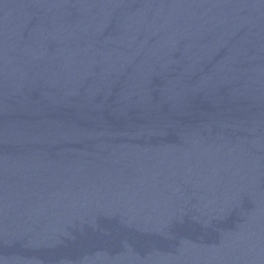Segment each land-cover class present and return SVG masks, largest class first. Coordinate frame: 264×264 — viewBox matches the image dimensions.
Returning a JSON list of instances; mask_svg holds the SVG:
<instances>
[{
  "label": "water",
  "instance_id": "95a60500",
  "mask_svg": "<svg viewBox=\"0 0 264 264\" xmlns=\"http://www.w3.org/2000/svg\"><path fill=\"white\" fill-rule=\"evenodd\" d=\"M0 264H264V0H0Z\"/></svg>",
  "mask_w": 264,
  "mask_h": 264
}]
</instances>
